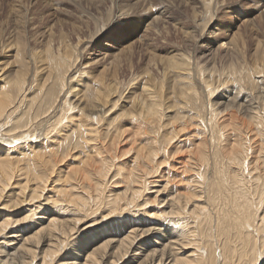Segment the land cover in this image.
I'll use <instances>...</instances> for the list:
<instances>
[{"label":"bare ground","instance_id":"obj_1","mask_svg":"<svg viewBox=\"0 0 264 264\" xmlns=\"http://www.w3.org/2000/svg\"><path fill=\"white\" fill-rule=\"evenodd\" d=\"M262 57V65L257 64L253 70L264 76ZM52 59L51 63L47 61L50 65L46 63L49 72L42 83L44 92L39 91L46 102L43 118L53 110V115L43 122V127L48 126L43 128L45 135H42L50 136L57 130L64 139L61 149L64 157L72 144L80 146L81 141L91 155L83 160L84 170L72 168L64 176L56 172L57 164L62 163L57 158H48L58 152L51 147H46L47 155L39 152L37 148L43 139L24 140V133L41 120L32 116L30 123L29 119L35 105L32 100L40 95L27 100L24 74L10 79L1 71L0 214L13 212L21 216L29 212L16 220L7 215L0 217V264H264V112L259 110L260 100L253 99L259 90L264 91L263 82V87L257 88L258 93L256 89L255 94L251 92L249 100L238 87L233 93L228 90L226 94H218L209 91L218 87L213 80L196 79L209 96L213 92L207 98L209 114L205 119L203 95L191 80L197 72L200 75V70L198 67L192 70L186 57L181 63L170 59L154 61L155 66L162 68L165 88L151 84L152 79L147 77L138 96L133 86L121 91L119 80L114 78L115 82H104L103 90L101 86L86 99L83 95L77 97L80 93L70 89L73 65L64 66L57 56ZM241 70L232 64L227 78L231 75L237 78ZM245 79L244 82L250 81L251 77ZM176 83H183V88L178 90ZM223 83L229 84L225 80ZM73 97L78 100L76 104ZM119 100L120 106L129 110L122 113L124 123H139L144 129L130 135L123 130L121 133V126L117 135L120 138L113 137L115 141L106 149L103 131L109 129L110 119L107 124L103 113L110 108L109 112H113ZM26 103L29 108L23 109ZM176 109L182 113L176 114V118L168 115ZM70 110L75 111L68 114ZM95 114L98 120L106 122L101 130L91 124ZM170 118H175L180 126L176 127V122L168 129L166 123ZM65 119L67 123L63 124ZM206 120L207 125L202 127ZM183 131L185 134L181 136ZM14 133L22 136L12 141L4 137ZM179 135L178 143L184 146L179 150L182 157L178 160L176 156L175 161L184 163L180 168L184 178L180 182L186 192L169 189L170 181L159 177L160 169L170 162L169 154L177 149V145L173 148L170 145ZM6 141L18 145L10 147ZM144 145L149 147L145 149ZM125 146L130 148L123 154ZM14 147L19 157L11 156ZM130 152L134 156L125 162L131 164L126 167L120 160ZM149 178L153 180L149 182ZM10 185L18 197L14 201L2 199ZM21 207L27 209L17 211ZM130 213L135 215L127 220Z\"/></svg>","mask_w":264,"mask_h":264},{"label":"rangeland","instance_id":"obj_2","mask_svg":"<svg viewBox=\"0 0 264 264\" xmlns=\"http://www.w3.org/2000/svg\"><path fill=\"white\" fill-rule=\"evenodd\" d=\"M7 47L13 48L9 49ZM262 55L264 56V0H0V74L5 73L10 79L24 74L25 79L22 78L26 83V85L24 84V97L27 100L30 98L29 101L34 97L36 99L41 93L43 95L44 91L41 87L44 78L48 77L49 70L47 68L52 62L50 60L52 57L57 56V60L63 62L64 66L65 63L73 65L70 71V89L74 93H80L77 97L83 95L85 99L88 94L100 90L102 85L105 86L109 82H115L114 78L119 80L118 85L121 91H124L128 86H133L135 95L138 96L145 82L144 78L147 77L152 79L151 84L165 88L166 82H163L160 73L162 68L159 65L155 66L154 61L170 59L173 62L181 63L182 58L186 57L190 60L192 70H196L197 67L200 70V75L197 72L194 79L192 75L191 80L199 88L195 87L196 90L203 95L201 101L205 103L206 113L204 112V116L207 119L209 112L207 114L206 102L209 94L204 92V88L202 90L198 80L205 77L213 80V84L218 87L209 91L218 94H226L228 90L233 93L237 87L246 97L252 95L254 89L258 93V89L263 87L264 81L262 80L264 76L262 73H255L253 69L257 64L262 65L263 57L260 59ZM49 60L50 63L47 62ZM232 64L234 68L242 69V72H238L237 78L233 75L227 78L230 74L229 67ZM145 73H148V75H145ZM247 76H250L251 80L244 82ZM154 78H156V82ZM141 79H143V82H141ZM223 80L229 84H224ZM1 84L0 81V87ZM247 84V87H250L249 91L246 89ZM176 86L178 90L182 89L183 83H176ZM5 88L7 90L9 86L7 85ZM213 92L209 97L212 96ZM41 95L37 100H32L35 105H32L33 111H30L29 115V119L33 116V119L37 117L38 120H41L36 127L33 126L32 129H29V131L32 130L31 132L26 131L24 133L25 139H23L32 141L43 139L41 141L43 146L40 145L37 148L39 152L44 151L43 153H45V150L47 151V148L50 147V149H53L52 151L58 152L56 156L48 159L54 160L57 158L62 163L56 166L58 167L56 172H61V175L68 174V171L70 172L72 168L78 167L77 170H84V159L89 158L91 153H88L90 150L87 147L82 146L84 144L82 141L80 146L73 144L70 146V153L68 152L66 158L61 151L64 139L58 136L57 130H54V134L51 132L50 136H44V129L48 124L43 127V122L53 115V110L48 113L49 115L46 118H43V113H45L43 109L46 107V102L42 100ZM69 98L71 99V97ZM74 98L72 100H75ZM251 98L252 96H249V100ZM253 99L255 101L260 100L259 106L261 108L259 107V110L264 112V102H262L264 101V91L259 90L257 97L255 96ZM76 101L78 100H75V104ZM116 101L118 100L116 99ZM40 103L42 105L44 103V106ZM121 103L122 101L118 103L119 106L117 107L119 108L116 107L113 112H109L110 108L103 113L107 124V119H110L109 129L103 131L104 134L106 133L104 140L106 149L115 141L113 137L117 140L120 132L125 131L131 135L137 132L135 130L139 129L138 132H141L144 129L139 123L138 126L136 123L134 124L136 127L133 124L124 123L125 117L122 116V113L126 114L129 110L124 107L125 105L120 106ZM25 108H29L28 103L23 105V109ZM67 109L65 108V110ZM74 111L70 110L68 114ZM39 112L40 114H38ZM179 112L180 110L176 109L168 115L176 118V114ZM93 116L91 124L101 130L106 122H101V118L98 120L97 114ZM174 119L170 118L167 121L168 129L172 128L176 122V127L180 126L179 122ZM207 122L206 120L202 127L207 125ZM62 123H67V120L65 119ZM22 129L20 131H23ZM197 131L199 130L197 129ZM8 133L13 132L8 131ZM183 133L184 131L180 135L183 136L185 134ZM18 136H22V133H14V136L4 137L12 138L9 139V141H12L14 138L17 139ZM179 136L170 145V147L177 145V149L169 154V158L170 156L173 158H168L170 162L165 168L160 169L162 175L159 177H162V181H170L169 189L173 190L172 187H174V191L179 189L180 192H186V187L183 182H180V179L184 178L180 172V168L184 163L181 162L183 165L180 162H178L179 164L176 163L177 157L178 160L182 157L179 150L183 149L181 147L184 146L178 143L179 138H181ZM200 136L202 137V134ZM141 137L139 139L146 141ZM110 142L111 145H109ZM6 145L13 147L18 143L11 142L9 144L6 141ZM144 146L145 149L149 147ZM15 148L11 149L13 151L11 156H18L19 151ZM129 148V146H125L121 153L125 154L124 152H128ZM130 153L127 156H122V159L124 157L123 160H120L122 165L133 158V153ZM45 154L47 155V152ZM161 155L164 156V153ZM130 165V163H125L126 167ZM148 180L151 182L153 178ZM51 185L49 181V189ZM147 188L150 191L151 183L149 186L147 185ZM12 189L10 185L8 191L3 193L2 199L8 197V200L14 201L18 198ZM15 204V206L22 205L21 203ZM11 206L13 207L14 203ZM214 206L216 205L214 204ZM141 208L145 209V205H141ZM25 209L27 208L21 207L17 211L21 212ZM148 211H151V209H148ZM28 212H23L21 216H16L13 212L3 215L16 220L26 216ZM3 215L0 214V217ZM132 215L135 214L130 213L126 219H132ZM143 215L141 213V216L145 218ZM38 219L36 216L35 220ZM121 219L117 218L116 220L122 222Z\"/></svg>","mask_w":264,"mask_h":264}]
</instances>
